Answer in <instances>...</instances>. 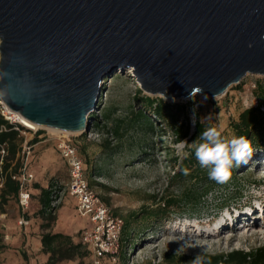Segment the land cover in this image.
Listing matches in <instances>:
<instances>
[{"label":"water","instance_id":"95a60500","mask_svg":"<svg viewBox=\"0 0 264 264\" xmlns=\"http://www.w3.org/2000/svg\"><path fill=\"white\" fill-rule=\"evenodd\" d=\"M129 67L169 100L264 75V0H0V96L29 121L88 131Z\"/></svg>","mask_w":264,"mask_h":264},{"label":"rangeland","instance_id":"374dc122","mask_svg":"<svg viewBox=\"0 0 264 264\" xmlns=\"http://www.w3.org/2000/svg\"><path fill=\"white\" fill-rule=\"evenodd\" d=\"M118 71L121 72L119 77H108L104 83V88L107 87L109 90V99L104 90L101 100L113 108L112 117L108 121L111 133H107L106 129L91 127L89 132L68 133V135L83 158L85 172L92 188L117 215L123 218L124 223H127L124 236L128 239L121 243V250L116 261L103 257L95 263L92 255L88 254L72 261L64 260L56 264H161L162 256L166 252L196 256L198 253L215 254L233 249L248 250L264 246V234H254L253 228L249 231L242 229L237 232V237L233 241L228 240L232 232L230 228L224 229V233L217 238H197L192 237V234L191 238L184 236L185 234L180 230L173 231L175 225L184 224L186 221L193 222L196 219L205 224L215 220V217L222 212L223 206L242 204L251 199L256 190L264 189V170H261L264 165L255 164L258 158L264 156V145L252 146L253 153L248 162L233 167V180L213 188L192 209L172 210L165 219L154 223L155 217L145 218L143 208L146 206L153 210L158 207L167 191L179 195L181 186H194L195 189H201L202 183L190 181L188 178L174 182L170 179L178 166V161L174 162V158L188 157L193 150L191 147L193 141L174 142L171 131L155 117H153L154 131L146 136L143 144L138 142L142 137L139 130L123 131L126 123L122 120L127 121L131 115L132 106L139 107L136 97L140 95L138 93L140 84L134 78L131 67L117 69L110 76H114ZM258 86L264 87V75L248 73L240 82L232 84L225 94L215 98L195 92L192 99L189 98L190 96L164 99L187 105L190 131L194 130V118L195 121L204 123L206 127L211 125L222 129L224 135L231 138L236 134L235 124L239 121V114L257 103ZM143 94L152 97L160 96L148 94L145 91ZM101 107L102 104L94 111L98 119L103 118L102 113L99 112ZM118 124L121 125L120 131L124 132V136H119L112 131ZM47 131L52 130L44 129L45 133ZM105 139L111 142L108 148L103 144ZM185 153L189 155L185 156ZM257 155H259L258 158ZM9 159L17 162L16 154ZM258 160L262 161V158ZM32 167L35 174L34 184L40 187L48 188L56 180L62 182L67 180V167L60 156L56 140L48 133L39 137V141L33 146ZM34 192L36 195L32 196V202L37 209L28 216L31 218V226L39 227L42 223V219L37 214L40 207L38 200L40 188ZM153 195L156 199L152 198ZM74 200L65 193L60 204L62 208L59 210V207V212L58 210L56 212V219L50 228H43V231L56 230L57 226L59 231L69 232L73 240L77 242L85 219L76 212ZM7 207L10 218L7 219L6 226L0 228V264H45L47 254L38 249L35 243L23 241L22 231L25 228L17 223L19 212L20 215L22 212L18 210L16 200L12 198L10 202H7ZM30 207L32 203L29 209ZM135 213L137 215L133 217ZM5 234L9 235L8 239L5 238ZM130 241L135 243L133 247L129 246Z\"/></svg>","mask_w":264,"mask_h":264},{"label":"trees","instance_id":"16d2710c","mask_svg":"<svg viewBox=\"0 0 264 264\" xmlns=\"http://www.w3.org/2000/svg\"><path fill=\"white\" fill-rule=\"evenodd\" d=\"M120 71L116 72L114 76H109L112 78L119 77ZM105 83V78L103 79ZM258 96L257 103L254 106L246 108L239 114V121L235 124V136L246 137L251 146L264 145V87L258 86ZM138 93L139 96L136 100L139 102V107L132 106L130 116L126 120H122L125 124L123 131H128L129 129L139 130L141 133L140 144L146 139V136L150 135L154 131L153 121L155 117L157 120L162 122L163 126L168 128L172 135L173 141L179 142L182 140L195 141L200 133L205 129V124L196 121L194 130L190 131V119L187 110V105L180 102H170L165 100L160 96H150L143 94V89L139 85ZM105 95L109 99V90L105 87ZM103 93L99 96V106L102 104L101 112L102 117L98 119V115L92 113L91 117L95 118L92 127L99 129H106L107 133H111L110 127H108V121L111 119L113 113L112 106L106 105L101 100L103 99ZM106 98V99H107ZM107 101V100H106ZM98 112V113H99ZM180 120V122H179ZM0 117V122H2ZM102 121H104L102 123ZM121 125L118 124L113 128V132L119 136H124V132H121ZM258 131V132H257ZM41 131L38 132V134ZM1 140H7L9 143L10 156H15L18 143L17 140H21L17 136V132L8 131L0 135ZM39 140L37 136L31 139V143H36ZM103 144L108 148L111 144L107 139L103 141ZM113 151V149H111ZM178 161L177 168L173 171L170 176L171 181H184L188 178L190 181H197L202 183L201 189H195L194 186H181L180 194L175 195L170 192H166L163 196V200L158 204L155 209L143 208L145 218L155 217L154 222H158L165 219L170 211L175 210H190L198 203L200 199L208 195L213 188L221 183L209 179L208 170L202 168L195 158L194 151L188 157L177 159L174 158V162ZM19 165V160H17L13 171H16ZM10 162H5L3 165V172L6 173V180L4 188L0 193V207H3L7 203L8 197L15 198L18 193V182L10 176L9 173ZM187 170V173H185ZM233 168L231 170V176L229 180H233ZM37 188H40L39 193V205L37 214L42 219L41 228H50L51 224L56 219V211H49L51 208V195L53 192V186L51 184L48 188L40 187L38 184H32ZM33 196V194H32ZM156 199V196H152ZM185 206V207H183ZM58 209V208H57ZM148 209V210H147ZM26 213V211L24 212ZM136 213L132 215L136 217ZM127 223H124L121 232V243L127 241V237L124 236V229ZM40 241L42 245V252L47 254L45 264H56L58 262L68 260L72 261L76 258H81L91 254L90 250L81 244L78 240L75 242L72 236L65 232H52L50 230L41 233ZM134 242L130 241L129 246L133 247ZM206 259V264H264V246L256 247L248 250L233 249L229 252H220L215 254H203ZM25 256V255H24ZM26 257V256H25ZM195 256L189 255H178L172 252H166L162 256L161 264H190V261Z\"/></svg>","mask_w":264,"mask_h":264},{"label":"built area","instance_id":"2783aa9c","mask_svg":"<svg viewBox=\"0 0 264 264\" xmlns=\"http://www.w3.org/2000/svg\"><path fill=\"white\" fill-rule=\"evenodd\" d=\"M0 117L3 120L0 122V135L4 132L15 131L17 136L21 138L16 152V161L19 160L16 171H13L16 162L9 159V143L7 140L0 139V193L6 180L3 165L5 162H10L8 169L10 176L18 182V205L23 212L28 209L32 199V184L35 181V175L31 170L32 150L35 143H31V139L34 136L39 138L48 133L56 140V146L68 170V177L65 182L60 180L54 182L49 211L55 212L57 210L65 193L74 198L76 212L86 221V224L79 231V241L90 250L95 263H98L103 257L116 261L121 250V232L124 220L100 198L90 185L83 158L77 146L69 138L68 133H64L62 130L45 133L44 129H48L47 127H34L22 122L17 111L11 109L1 96ZM92 125L93 118L90 116L87 123L88 131L83 130L78 133L89 132ZM39 131L41 133L38 134ZM6 217V211L0 207V228L6 226ZM28 223L29 220L21 215L18 224L26 226ZM5 238L8 239L9 235L5 234Z\"/></svg>","mask_w":264,"mask_h":264},{"label":"clouds","instance_id":"9594fccd","mask_svg":"<svg viewBox=\"0 0 264 264\" xmlns=\"http://www.w3.org/2000/svg\"><path fill=\"white\" fill-rule=\"evenodd\" d=\"M194 92L200 93L202 89L198 86L194 87L190 99ZM195 122L193 118V124ZM191 147L200 166L208 170L209 179L218 183L227 182L230 179L232 168L247 163L253 153L251 143L246 137L228 138L222 129L211 125L200 133L198 138L191 143ZM184 155L187 156L189 153ZM190 264H206L205 256L198 253Z\"/></svg>","mask_w":264,"mask_h":264},{"label":"bare ground","instance_id":"6f19581e","mask_svg":"<svg viewBox=\"0 0 264 264\" xmlns=\"http://www.w3.org/2000/svg\"><path fill=\"white\" fill-rule=\"evenodd\" d=\"M17 113L22 122L34 127L41 126L29 121L19 112ZM47 128L52 131H59V129L53 127L47 126ZM62 131L64 133H76ZM256 157L258 158L259 155ZM261 158L262 161L258 160ZM261 158H258L255 161L256 165H264V156H261ZM261 170H264V168H261ZM252 196L251 199L244 201L242 204L223 206L222 212L215 217V220H210L205 224H202L196 219L193 222L186 221L184 224L179 223L178 226L175 225L173 231L176 232L177 230H180L181 233L183 232L185 234L184 236H190L192 234V237L197 238H217L224 233V229L230 228L232 232L228 237L229 241L236 239L237 232L242 229L244 231H249L253 228L254 234H264V189L256 190Z\"/></svg>","mask_w":264,"mask_h":264},{"label":"crops","instance_id":"0c3cea01","mask_svg":"<svg viewBox=\"0 0 264 264\" xmlns=\"http://www.w3.org/2000/svg\"><path fill=\"white\" fill-rule=\"evenodd\" d=\"M31 170L33 171V167L31 168ZM34 173V172H33ZM35 175V174H34ZM35 182V181H34ZM34 190H37V187H35L34 185H33V188L31 189V192H32V194L33 195H36V192H34ZM33 198V197H32ZM12 199V197L10 196V197H8V201L7 202H10V200ZM15 200H16V206H17V208H18V210L19 211H21L22 212V214L21 215H24L28 220H29V223L26 225V226H24V231H22L23 233H24V235H23V241L24 242H26V243H35V245H36V247L38 248V249H41L42 248V245H41V241H40V236H41V233L42 232H44L43 231V229L41 228V226H39V227H34V226H31V224H32V222H31V218L28 216L34 209H37V206L35 205V203H33L32 202V199H31V201H30V205H31V203H32V207H30V209H29V207H28V209L26 210L27 211V213H24L22 210H21V208L19 207V205H18V202H17V197H15L14 198ZM73 201V200H72ZM35 206H34V205ZM29 205V206H30ZM73 205H75V200H74V202H73ZM60 207V206H59ZM58 207V208H59ZM5 211H6V213H7V217H6V220H5V224H6V221H7V219H9L10 217H9V214H8V207H7V203L6 204H4L3 205V207H2ZM62 207H60L59 208V210L61 209ZM58 210V209H57ZM59 210H58V212H59ZM57 212V211H56ZM20 212H19V215H18V218H17V223H18V220H19V218H20ZM84 224H86V221H85V223ZM83 224V225H84ZM82 225V226H83ZM39 228H40V230H39ZM56 230H52V232H63V231H59V229H57V226H56V228H55ZM28 231H30L29 232V234H28ZM47 231V230H46ZM65 233H67V232H65ZM68 234H70L69 232H68ZM71 235V234H70Z\"/></svg>","mask_w":264,"mask_h":264}]
</instances>
